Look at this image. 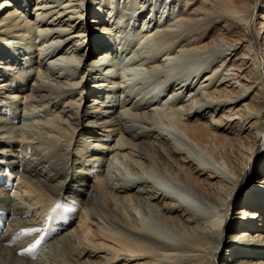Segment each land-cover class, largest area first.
Here are the masks:
<instances>
[{
  "label": "bare ground",
  "instance_id": "1",
  "mask_svg": "<svg viewBox=\"0 0 264 264\" xmlns=\"http://www.w3.org/2000/svg\"><path fill=\"white\" fill-rule=\"evenodd\" d=\"M180 26L187 28L168 47L143 55L151 37L162 41ZM36 31H45L50 45L30 41ZM0 45V104L44 111L34 116V133L27 121L0 116V190L10 194L14 183L25 196L21 215L38 209L44 217L51 208L50 220L66 216L67 228L75 232L78 224L85 233L79 245L60 233L49 261H41L29 230L57 231L52 221L44 228L48 217L31 214L22 228L9 226L0 236V264H220V258L221 264H264V0H0ZM123 47L148 69L183 53L215 58L203 72L182 66L194 73L172 86L170 73L152 90L122 73L125 60L116 54ZM65 54L76 58L75 68L61 60ZM98 69L109 76H96ZM166 90L181 107L165 110ZM89 146L116 147L147 175L158 170L173 191L182 188L212 206L218 220L212 226L172 207L176 189L150 193L146 184L128 181L114 187L110 170L81 164ZM99 154L83 160H102ZM254 166L261 180L249 190ZM136 204L185 241L174 246Z\"/></svg>",
  "mask_w": 264,
  "mask_h": 264
},
{
  "label": "rangeland",
  "instance_id": "2",
  "mask_svg": "<svg viewBox=\"0 0 264 264\" xmlns=\"http://www.w3.org/2000/svg\"><path fill=\"white\" fill-rule=\"evenodd\" d=\"M32 6H35V3ZM35 10H36L35 7H32L31 8V11L32 12L35 11ZM32 16L35 17L34 14H32ZM186 28H187L186 26H180V28L177 27L176 28V31L174 30L175 32L172 31V32H174L173 35H170L167 38H165V37L163 38L162 37L163 38L162 41L161 40H158V39L155 40L156 38L154 36L151 37L145 44H143L144 46L146 45L145 46L146 48H143L142 49V53H144L143 55L147 54L148 57H151V56L153 57V55H156L155 53L161 52L160 49L162 50V48L169 46V44H170L169 42H171L170 41L171 40L170 38L172 36L178 35L179 32H182ZM177 31H179V32H177ZM36 32H35L36 35L34 36L36 38L32 37L30 39V41L37 39L36 40V43L37 44H40V43H43L44 40H46L45 43L48 42L49 43L48 45H50V41H51L49 39L50 37L47 38L45 31H36ZM176 33H178V34H176ZM159 45H160V47H159ZM55 47H56V45H55ZM0 48H3V46L0 45ZM64 52H66V50ZM116 55H117V59L119 58L120 62L125 60L124 63L123 62L120 63L121 64L120 68H122V73L123 74H126L125 75L126 78L132 79L133 77H136L137 80L139 81L138 83L139 84H142L143 85L142 87H144V89H146L148 87L149 89H152L153 88L152 90L157 89L155 87L159 86L160 85V82L167 81V78L169 77V74L170 73L173 74V77H172L173 80H171L170 83H169L170 86H172L176 82V79H179L185 73L193 74L194 72H201V71L203 72L205 70L204 67H207V66H210V65L212 66L211 61H212V59L215 58V55H208V54H205L204 55L201 52L183 53V55L181 54V56L178 57V59L176 58L175 60L171 61L170 63L169 62H165L164 68H156V69L149 68L148 69L145 65L140 64L141 63V61H140V59H141L140 58V55L137 54V53L136 54L135 53L133 54L131 52V50L129 48H127V47L121 48ZM95 56L96 55L88 57V59H86V62H85V66L84 67H88L89 64H90V62H91V60H92V58L95 57ZM69 58H70V60L67 58V54H65V55H63V57H62L61 60L67 62L66 64L68 66H70V67H74V65H77L78 64V61L76 60V58L73 55H69ZM198 58H199V60L202 59V61H200V62L198 61L200 63V65H199V63H191L192 61H197ZM190 59H192V60H190ZM181 61H184V62H182L180 64ZM189 65H191L193 68H194V66L196 67V69L195 68L193 69L194 72L193 71L186 72V70L184 69V67L189 66ZM182 66H184V67L182 68ZM180 67H181V69H180ZM157 69L159 70L158 72H157ZM75 71H78L79 72V69H76ZM96 71H98L97 74H96V76H99V75H105V76L107 75V76H109V73L107 71L104 72V69H98ZM148 79H149V81H148ZM145 81H148V82H146L147 84H145ZM154 83H155V85H154ZM167 92H168V90H166L164 92V94L162 95L163 99L166 100V102H167V105H166L167 108L165 107V110H168L169 112H171L170 107L171 108L173 106L181 107V103H180L179 100H177V97L176 96L175 97H172ZM187 98L190 99L191 98V95L188 94L187 95ZM91 100H92V98H90L88 101H85L84 104L89 107V105L92 104L91 103L92 102ZM20 106L21 107L24 106V107L21 108ZM21 109H23V110L21 111ZM24 109H25V105H23V104H14L13 103L12 104V108H10V106H8V105L6 106L4 104H0V111H1L0 112V116L5 117V118H9L8 120L11 119L10 122H13L14 124H19V123L20 124H24L27 121L26 124L31 125L30 132L31 133H34L35 130H39L37 128V127H39V125L37 123H34L35 118L36 117H42L44 115V113H43L44 111H37L36 112V111L30 110V108L27 107L26 109H29L27 111H29V112L31 111V112L30 113H28V112L27 113H24ZM26 109H25V111H26ZM182 110H180V112H182ZM26 114L28 116H30L31 118L28 117V116H26ZM34 116H35V118H34ZM159 116L157 114H155L154 117L152 118L153 121L154 122L160 121L161 118ZM169 118L170 117H167V119H169ZM171 119L172 118H170V120ZM15 121H17V122H15ZM31 128L33 129V131H31L32 130ZM173 129H177V125L176 124H174V128ZM94 148H96V149H91V146H89V148H86L85 149V153H83L84 154V156H83L84 158H81V164L84 166V168L85 167H90V168L92 167L91 170L93 172H98V173H101V174L103 172L105 173L106 170L107 171L110 170L111 175H112V178H114V181H113L114 187L121 186V185L124 186V184H126L127 181L128 182H131V183H134L135 185H138V184H146L145 186H142V188H149L150 187L149 188L150 193H156V190H155L156 187L157 188L158 187H162V188L164 187L166 189H169L170 187H173V185L169 187V185L167 186L165 184V183H167V181H166V178L167 177L164 176L162 173H160L158 170L155 169V171L152 172V175H147V174H145L142 171L141 168L139 169V166L137 164L136 165L135 164H132L131 165V163L128 160V158L126 156H123V154H121V152H119L116 149V147H113V149H111L110 151H109V149H104L102 146L101 147L100 146H97V147H94ZM88 149L91 150V151L89 152ZM115 149H116L117 152L115 151ZM100 152H102V154H99V157L102 160L90 162L91 164L90 163L88 164V163H85L84 162L85 158L87 159V156H85V155H89V154H93V153H100ZM261 156L264 157V152L261 153ZM135 166H136V168H135ZM257 169H258V166H254V168L253 167H250L249 168V170H251V171H249V174L252 175V177H250V179L247 180V181H249L248 182L249 187H250V188H248L249 190H253L254 188H256L258 182L261 180V177L257 174ZM141 172H143V173H141ZM129 180H132V181H129ZM13 184H12V187H11L12 189L11 190L8 189V190H10L9 191L10 194L7 193V192H5V191H1L0 190V208L3 207L5 209H7L8 211H11L12 212L11 215H10V217H9V220H8L9 221V226H12V225L13 226H16V227H19L20 226L22 228L24 226V224L22 223V221L25 218L26 219L31 218V214H32V216H34L35 218H37V216H38L39 219H41V220L42 219L44 220L46 217H48L47 219H45L43 221L44 222V225H45L44 228H45L47 226V223L49 224L50 221H52V219L50 220V218L53 217V214L54 213L51 210V208L48 209V211H46V215H44V217L39 216L41 210H38V209L37 210L35 209V210L31 211V214L30 215H25V216L21 215L20 214V211H17V209L21 206V204H24V202L26 201L25 200V196L21 195V193L17 190V188L14 189L13 188L14 187ZM178 188H175L177 190L176 193L174 192L175 189L173 191L172 190L173 188L172 189L170 188L171 191H173L176 194L174 201H171L170 202L172 204V207L175 206L174 208H177V209H186L190 214H193L196 217L203 218L205 221H207L209 223V225H212L213 226L214 222L216 220H218V215H217L215 209L212 208V206H206V204L203 202V200H201L198 196L196 197V196L190 194L189 192L183 190L182 188L181 189H178ZM13 191L18 192L20 194L19 195L20 197L17 195L18 193L13 192ZM13 193H14V195H13ZM9 195H11V196H9ZM136 208L138 209V212H139L138 214L140 216L143 215L150 224H154L155 227L157 226V228L159 230H161V232L163 234H165L166 236L167 235L169 237L172 236L171 238H173L175 240V242H176V245H174V246H177V245L179 246L181 244V241L184 238H182V236H180V234L177 233L176 230H174V231L171 230L170 231V229L168 227H166L159 219H156L153 216L151 210L149 211V209H147V211L145 212V210L141 207L140 204H136ZM15 210L17 211V214H15L16 213ZM23 217H24V219H23ZM60 219H63L62 226L64 224H67L69 222V221H66V216H63V217H59V216L54 217L53 218V221L49 225V226H52L53 229H56L57 232H55L53 230L56 233L54 235H51L48 232L47 228L49 229L50 227H47L46 230L45 229H42V230L38 231L39 233L38 232H34V231L31 233L30 230H29L28 237H31L32 236V239H34V241L38 240L40 242V240H42L43 238L48 239V241H47L48 244L45 243L44 246H43V248H42L43 252L41 250V252L38 255L36 253V256L38 257L39 260H41V259L44 258V259H46V261H49V258L53 254V250H54L53 240H54V243L57 242V239L56 238H57V236L61 235L60 233H64L65 235L67 234L68 235V238H70V240L73 242V244H76V245L81 244V240L85 238V233H84L83 229L80 226H78V224H76L77 226H75L74 229H79V230H76L75 232H72L71 227L67 228L66 225H64V229H66L67 231L66 230L63 231V229L62 230H59V229L57 230V228H55V226H54L53 223H54V221L60 220ZM58 224H61V222L58 223ZM78 227H80V228H78ZM61 228H63V227H61ZM174 228L176 229V226L175 225H174ZM69 229H70V231H68ZM61 231H63V232H61ZM47 234H49V235H47ZM34 236H35V238H34ZM38 238H41V239H38ZM191 238L193 239L194 237L192 236ZM196 238L197 237H195L194 239H196ZM231 239L232 238H230V240H228L226 242V244H225V246H224V248L222 250V256H223V254H225L227 252L228 245H231V241H233ZM184 241H185V239H184ZM175 242H174V244H175ZM40 244L41 243H39L38 245H40ZM35 250L38 251V246L36 247ZM102 255H105V254L102 253ZM120 258H121V256L118 258V260ZM219 263L220 264L223 263L222 260H221V258H220V262Z\"/></svg>",
  "mask_w": 264,
  "mask_h": 264
},
{
  "label": "snow or ice",
  "instance_id": "3",
  "mask_svg": "<svg viewBox=\"0 0 264 264\" xmlns=\"http://www.w3.org/2000/svg\"><path fill=\"white\" fill-rule=\"evenodd\" d=\"M30 231H35V232H38L39 231V229H32V230H30ZM37 243H40L39 241H37Z\"/></svg>",
  "mask_w": 264,
  "mask_h": 264
}]
</instances>
